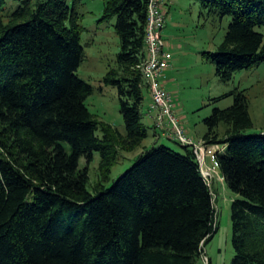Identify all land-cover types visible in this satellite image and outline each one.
I'll return each instance as SVG.
<instances>
[{
	"label": "trees",
	"instance_id": "1",
	"mask_svg": "<svg viewBox=\"0 0 264 264\" xmlns=\"http://www.w3.org/2000/svg\"><path fill=\"white\" fill-rule=\"evenodd\" d=\"M81 1L0 0V264H203L217 220L190 145L167 136L179 150L143 148L104 185L119 154L146 137L140 106L148 90L137 66L145 57L147 0H106L102 9L119 42L103 82L116 89L122 135L84 104L92 89L76 76L84 55ZM196 1L198 16L228 19L207 55L220 82L264 62V0ZM227 96L229 106H213L203 118L201 142L218 146L217 172L235 195L229 264H264V131H248L243 90L211 100ZM93 152L98 180L89 190Z\"/></svg>",
	"mask_w": 264,
	"mask_h": 264
},
{
	"label": "rangeland",
	"instance_id": "2",
	"mask_svg": "<svg viewBox=\"0 0 264 264\" xmlns=\"http://www.w3.org/2000/svg\"><path fill=\"white\" fill-rule=\"evenodd\" d=\"M105 1L82 0L78 8L80 43L84 55L76 70V76L91 86L92 91L84 100V104L92 117L122 135L124 123L119 112L116 89L103 82L107 70L116 65L119 50L118 37L113 29L114 19L101 20ZM167 5V15L161 32L165 48L170 54L164 89L172 96L175 115L180 119L185 134L195 140L201 137L205 130L202 120L209 115L212 107L224 108L232 102L231 96L215 102L211 99L235 88L243 90L247 98V109L252 122L248 131H264V62L250 69L235 71L229 81L220 82L207 55L221 42L228 19L198 16L199 7L196 0H169ZM142 92L140 110L142 123L147 128L146 137L138 148L119 154L104 185H109L116 176L131 166L142 150L150 148L154 143L180 149L177 142L167 139L162 130L153 127L152 119L147 116L149 94L145 90ZM95 134L101 137L100 128ZM212 152L211 148L207 147L204 162L212 171L208 183L212 191L217 228L203 250L210 264H229L233 255L229 205L235 195L228 191L219 177ZM98 162L99 154L93 152L87 164L89 190L98 180ZM79 166H84L83 158L80 159ZM206 257H203L205 264Z\"/></svg>",
	"mask_w": 264,
	"mask_h": 264
},
{
	"label": "built area",
	"instance_id": "3",
	"mask_svg": "<svg viewBox=\"0 0 264 264\" xmlns=\"http://www.w3.org/2000/svg\"><path fill=\"white\" fill-rule=\"evenodd\" d=\"M164 23V0H147L144 34L145 57L137 66L147 86L150 98L147 116L152 119L155 129L162 130L163 136H169L180 144L192 147L200 172L208 183L212 177V171L204 162L207 148L203 146L201 141L194 143L185 134L184 128L175 115L172 96L164 89L161 82L164 71L169 67L170 60V54L161 37ZM210 148L214 151L218 146L212 145Z\"/></svg>",
	"mask_w": 264,
	"mask_h": 264
},
{
	"label": "crops",
	"instance_id": "4",
	"mask_svg": "<svg viewBox=\"0 0 264 264\" xmlns=\"http://www.w3.org/2000/svg\"><path fill=\"white\" fill-rule=\"evenodd\" d=\"M166 1V3H165V9L167 10L168 9V5H167V3L169 2V0H165ZM167 15V12H166V14H165V16ZM168 69V68H167ZM166 69V70H167ZM166 70L164 71V73H163V76H162V80H161V82H162V84H163V87L165 86V84H166V82L164 81V79H166V76H165V72H166ZM179 119V118H178ZM180 120V119H179ZM154 133V132H153ZM188 137H190L191 139H192V141L194 142V143H198V142H200L201 141V137H199L198 139H193L192 138V136H189V135H187ZM155 137L156 138H158L157 137V135H155ZM211 166V165H210Z\"/></svg>",
	"mask_w": 264,
	"mask_h": 264
}]
</instances>
